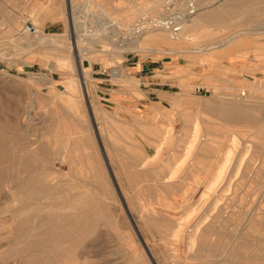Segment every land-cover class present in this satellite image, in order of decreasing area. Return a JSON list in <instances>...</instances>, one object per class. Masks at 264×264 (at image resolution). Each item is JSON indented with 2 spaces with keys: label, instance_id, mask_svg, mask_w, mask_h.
I'll use <instances>...</instances> for the list:
<instances>
[{
  "label": "rangeland",
  "instance_id": "374dc122",
  "mask_svg": "<svg viewBox=\"0 0 264 264\" xmlns=\"http://www.w3.org/2000/svg\"><path fill=\"white\" fill-rule=\"evenodd\" d=\"M69 1L0 0V264H211L212 260L215 264H264V127L259 120L264 112V0H175L181 16L191 9V19L215 12L214 20L187 23L179 40L163 30L127 35L126 25L135 24L154 0H90V6L85 5L87 0H73V6ZM161 2L159 11L165 0ZM56 6L60 15L52 22L41 8ZM148 12L145 18L151 17ZM25 23L38 27L41 36L21 32ZM236 32L244 35L231 40H244L241 46L231 48L221 42L202 50ZM130 38L135 45H122ZM56 47L61 53L53 50ZM78 65L84 73L78 72ZM126 66H143L141 77L127 78L135 77L134 69L127 77L110 76L112 69L125 71ZM98 77L119 84L114 104L100 101L95 91ZM150 82L162 92L148 95ZM123 86L131 92L123 93ZM175 96L184 98V108L173 103ZM237 96L242 109L251 114L250 123L244 117L231 115L232 119L203 108L206 101L214 108L232 103L228 98ZM183 111L192 114L195 127L181 117ZM54 139L59 140L60 150L70 146L74 160L64 161L57 153L46 160L31 156L37 147L54 144ZM200 139L216 154L203 159L205 164L210 161V172L185 177L178 170L190 163ZM233 139L236 145L230 161L216 187L209 189ZM156 144H161L162 155L149 160L151 169L135 163L129 168L149 176L134 180L125 175L121 159L131 162L132 153L140 160L150 159ZM73 153L82 154V160L78 158L82 163L76 164ZM97 178L104 185L100 191ZM40 183L47 194L34 202L27 194ZM168 186L176 189L171 192ZM62 202L71 209L73 204L77 207L67 209L68 213L60 209ZM80 202L90 212V233L82 241L57 238L50 216L60 207L64 211L58 209V213L66 212L73 220ZM99 208L101 215L96 213ZM256 214L261 216L256 230L248 232ZM179 226L182 230L176 234ZM232 228L247 231L242 236L244 245L238 242L233 247Z\"/></svg>",
  "mask_w": 264,
  "mask_h": 264
},
{
  "label": "bare ground",
  "instance_id": "6f19581e",
  "mask_svg": "<svg viewBox=\"0 0 264 264\" xmlns=\"http://www.w3.org/2000/svg\"><path fill=\"white\" fill-rule=\"evenodd\" d=\"M85 1V0H84ZM90 0H87V2L85 3V5H89V2ZM155 1V4L152 6V7H150L149 9H147V11L146 10H142V12L141 13H143V14H145L146 12H150V14L152 13L153 15H155V16H152V14H151V17H149V18H145V16H144V18H142L141 16H140V18L138 19V20H136V23L135 24H132L131 25V23L130 24H127L126 25V27H128V34L127 35H131L132 33H137L138 32V30H140V31H142L143 33L142 34H144V33H147V32H150V31H152V30H154V31H156V30H163V32L164 31H167V32H169L168 34L170 35L169 36V38H171V39H173V40H179L180 39V37H183V36H181V32L183 33L185 30H187L185 27H186V25H187V23H189L190 24V21L192 20L194 23H196V22H202V21H204V22H206V20H204V19H213L215 16L212 14V13H215V12H212L210 15H208L207 13H205V14H207V15H205L204 14V16L202 15V17H200V18H194V19H191V17H190V14L193 12V10L191 9V10H189V11H187L186 13H184L183 14V16H181L179 13H177V15H176V13H175V15H173L171 12L173 11V5H174V3H175V0H165V2L163 3V8L164 9H160V11H159V7H160V4L162 3L161 1H164V0H154ZM219 1H223V0H217V2H219ZM235 1V0H234ZM237 1V0H236ZM246 1H251V0H246ZM238 2V1H237ZM216 3V2H215ZM69 4L71 5V6H73L74 4L76 5V2L75 1H73V0H70L69 1ZM220 4V3H219ZM81 5V4H80ZM217 5H218V3H217ZM90 6V5H89ZM162 6H161V8H162ZM209 6V5H208ZM224 8V11H225V7H223ZM73 9V8H72ZM143 9V8H142ZM145 9V8H144ZM220 9V8H219ZM139 10V8L137 9V11ZM215 10H216V8H215ZM214 10V11H215ZM218 10V9H217ZM221 10V9H220ZM223 10V9H222ZM221 10V11H222ZM140 11H141V9H140ZM144 11H146V12H144ZM148 12V13H149ZM208 12V11H207ZM217 13H218V11H216ZM157 13H159V14H157ZM100 14L102 15V16H107V13H106V11L104 10V9H100ZM149 14V15H150ZM170 14V15H169ZM188 16L190 17V19L189 20H186L187 18H188ZM147 17V16H146ZM141 19H142V23H140V25L139 24H137L138 22H140L141 21ZM214 20V19H213ZM210 21V20H209ZM134 23V22H133ZM144 24H145V26H144ZM110 25H113L112 23L110 24ZM202 25V24H201ZM197 26V25H196ZM188 27V26H187ZM198 27V26H197ZM185 28V30L183 31L182 29H184ZM192 28V27H191ZM194 28V27H193ZM74 29H75V25H74ZM114 29V28H113ZM188 30H190L189 28H188ZM245 31H247V30H245ZM166 32V33H167ZM243 32V31H242ZM244 33V32H243ZM256 33V32H255ZM24 34H27V33H24ZM242 33L241 32H236V33H233L231 36H228V37H226V38H224V39H220L221 41H218L216 44L214 43L212 46L211 45H209V46H207L208 48H200V49H202V50H204V51H207V50H210L214 45H217L218 43L220 44L221 42H224V43H226V44H229L230 45V47L231 48H237V47H239V46H241L243 43H244V40L243 41H240V40H238V41H233V40H231V38L233 37V36H235V37H239L240 35H241ZM245 34V33H244ZM244 34H242V35H244ZM27 35H30V36H33V37H37V36H41V31L39 30V33H37V34H35V35H32V34H27ZM153 35V34H152ZM157 35V34H156ZM155 35V36H156ZM45 36H48L47 34H45ZM154 36V37H155ZM160 37V39H162V37L163 36H161V35H157V37ZM149 37H150V35H149ZM153 37V36H152ZM164 38V37H163ZM131 39H133V38H130L129 40H127V41H123V43H122V45L123 44H125V45H127V46H132V45H135L136 44V42H135V40H131ZM145 39V38H144ZM147 39H148V36H147ZM149 39H155V38H149ZM159 39V38H158ZM159 39V40H160ZM183 39V38H182ZM20 40H23V39H21L20 38ZM142 40V39H141ZM146 40V39H145ZM153 41V40H152ZM157 41V40H156ZM37 42V41H36ZM135 43V44H134ZM223 43V44H224ZM120 45V44H119ZM220 46V45H219ZM59 48H55V49H53L54 51H56V52H60L61 53V51H59L58 50ZM199 49V50H200ZM60 50H62V49H60ZM194 52H196V51H194ZM63 53V52H62ZM81 58H82V56H81V54H80V51H78V62L80 63V60H81ZM78 72L81 74V73H84V70L81 68V65H78ZM110 76H112V77H115V78H118V77H122L123 76V74H122V70H120V69H112L111 70V75ZM71 81V80H70ZM47 83H51V81L50 80H47ZM85 84H86V82H85ZM88 87V86H87ZM86 87V88H87ZM89 90V89H88ZM87 91V90H86ZM85 91V92H86ZM84 92V93H85ZM89 92V91H88ZM86 94H87V92H86ZM85 95V94H84ZM89 95V94H88ZM90 97V96H89ZM234 97V96H233ZM228 98V100L227 101H233L232 103L231 102H228V103H223V105H219V106H217V105H215L214 106V108L212 107L213 106V104H211V103H209V102H205V105H204V107L203 108H205L208 112H206V113H213V109L215 110L214 111V113H219V114H221V115H227V114H229L230 116L232 115V116H234V117H244V118H250V116H251V114H250V112H246V110H245V108L244 109H242L243 107L241 106V104L240 103H238L239 102V100H240V96H237V98L238 99H235V98ZM60 99V98H59ZM184 99V98H183ZM183 99H182V97L181 98H177L176 96H175V99L173 100V103L175 104V105H181L184 101H183ZM67 100V99H66ZM88 100V99H87ZM234 100H236V101H234ZM237 102V103H236ZM71 103V102H70ZM51 104V103H50ZM62 104V103H61ZM88 104V103H87ZM184 104V103H183ZM183 104L181 105V107L183 106ZM237 104V105H236ZM88 106V105H87ZM89 107V106H88ZM180 107V106H179ZM183 108H184V106H183ZM212 109V110H211ZM185 110V109H184ZM249 110V109H248ZM92 113V112H91ZM186 113V112H185ZM184 113V111H183V113L182 114H180L181 115V117L183 118V117H185V120L186 121H188V122H191V124H192V126L193 127H195V120H192V118H190V116L192 115H187V114H185ZM190 113V112H189ZM93 114L94 113H92L91 115L93 116ZM185 114V115H184ZM95 116V115H94ZM194 116V115H193ZM230 116H228L227 115V117H230ZM231 116V118L232 119H234V117H232ZM253 116V118H254V115H252ZM226 117V116H225ZM260 118L261 119H259L260 120V123L263 125V127H264V112L262 113V115L260 116ZM193 119H195V118H193ZM257 119V120H258ZM183 120V119H182ZM253 120V119H252ZM95 121V120H94ZM186 121H185V123H186ZM246 121V120H245ZM248 122H249V119L247 120ZM254 121H256V119L254 118ZM184 123V126L187 124H185ZM250 123V122H249ZM259 123V124H260ZM155 124V123H154ZM94 125H96V124H94ZM137 125V124H136ZM262 125H260V126H262ZM183 126V127H184ZM187 126V125H186ZM156 127V126H155ZM263 127H261V129L263 128ZM94 128H96V127H94ZM197 128V127H196ZM194 129V128H193ZM192 129V130H193ZM53 130V129H52ZM147 130H148V128H147ZM152 130V129H151ZM156 130V129H155ZM158 130H160V129H158ZM169 130V129H168ZM174 130V129H173ZM196 130V129H195ZM59 131V130H58ZM262 131H264L263 129H262ZM161 132V131H160ZM164 132V131H163ZM165 132H167V131H165ZM209 132V131H208ZM261 132V131H260ZM260 132H259V134H260ZM57 133V132H56ZM156 133H157V131H156ZM196 133V132H195ZM264 133V132H263ZM262 133V134H263ZM161 134H163V133H161ZM166 134V133H165ZM170 134H172V133H170ZM197 134V133H196ZM195 134V135H196ZM223 134V133H222ZM262 134H260V135H262ZM19 135H21V134H19ZM147 135V134H146ZM155 135V134H154ZM207 135V134H206ZM32 136V135H31ZM60 136V135H59ZM171 136V135H170ZM54 138H55V136H53ZM157 137H159V136H157ZM164 136L162 135V138H163ZM167 137V136H166ZM203 137V136H202ZM22 138H24V137H22ZM27 138H28V135H27ZM59 138H61V137H59ZM149 138V137H148ZM153 138V137H152ZM156 138V137H155ZM168 138V137H167ZM173 138V136L171 137V139ZM175 138H176V136H175ZM18 139H19V137H18ZM56 139V138H55ZM54 139V141L56 142H54V144H52L51 146H48V145H50V144H46V145H41V146H39V147H37V149H35V151H34V153H32V155L31 156H34V155H36V156H39V157H41L43 160H46V159H48L49 158V156L52 154V156L54 155V153H57V154H59L60 155V158L61 159H63L64 161L65 160H71V159H73L74 160V158H71V155H70V146H68L67 144L66 145H64L63 146V150H60L58 147H56V144H58L59 143V140H58V143H57V141ZM157 139V138H156ZM155 139V140H156ZM196 139V138H195ZM207 139H209V138H207ZM19 140H21V137H20V139ZM24 141H25V139H23ZM158 140H159V138H158ZM161 140V139H160ZM191 140H194V139H191ZM196 140H198V138L196 139ZM201 140V139H200ZM198 141L197 142V147H196V150H195V152L193 153V155H192V157H191V155H190V160L191 161H189L187 164V166H185L184 168H182V169H179L178 170V172L181 170V174L183 175V176H188V175H190V176H196L197 174H208L209 172H210V165H209V162L210 161H208V163L207 164H205V163H203V159H206V158H210V157H212L214 154H215V151H213L212 150V148L211 147H209V145H207V144H205V145H203V143H202V140L201 141ZM204 140L206 141V139L204 138ZM203 140V141H204ZM234 140V139H233ZM232 140V143H233V145H230V148L228 149V151L226 152V154H225V156L223 157V159H222V164H221V166L219 167V168H217V169H215L216 171H215V176H214V180L211 182V184L209 185V189H214L215 187H216V185H217V183L219 182V180L221 179V177H222V175H223V173H224V171H225V168H226V165L228 164V162L230 161L229 159H230V155H232L233 154V151H234V145H236V143H235V140L233 141ZM18 141V140H17ZM35 141V140H34ZM67 141V140H66ZM82 141V140H81ZM149 141V140H148ZM208 141V140H207ZM21 142V141H20ZM31 141H28L27 143H30ZM157 142H159V141H157ZM161 142H162V140H161ZM173 142H174V139H173ZM193 142V141H192ZM3 143V142H2ZM18 143V142H17ZM23 143V142H22ZM160 143V142H159ZM20 144V143H19ZM25 144V143H24ZM38 144V143H37ZM166 144V143H165ZM168 144V143H167ZM167 144H166V147H167ZM170 144V143H169ZM196 144V143H195ZM31 145V144H30ZM152 145V144H151ZM161 144H156L155 145V148H154V151H155V154L153 155V156H151V155H149L150 156V159H146V158H143V159H141L140 160V156L139 155H137L136 153H132V154H130V159H131V162H125L124 161V159H121V160H123V169H126L124 172L126 173L125 175H127V176H133V178H134V180H136V179H143V178H146V177H148L147 176V172H145L144 170H142V171H136V170H134V171H131V170H129V168H131V166H132V164H134L135 163V166H140V168L141 169H148L149 167L147 166L149 163V160L151 161L153 158H155V157H157V155H160L161 154V149H162V147L160 146ZM19 146H21V144L19 145ZM24 146V145H23ZM84 146V145H83ZM115 146V145H114ZM148 146V145H147ZM165 146V145H164ZM191 146V145H190ZM31 147V146H30ZM30 147H27V148H30ZM19 148H21V147H19ZM173 148V147H172ZM25 149V148H24ZM31 149V148H30ZM170 149V148H169ZM20 150H22V149H20ZM26 150V149H25ZM29 150V149H28ZM142 150V149H141ZM189 150H191L190 149V147H189ZM199 150H200V156L198 157V155H197V153L199 152ZM227 150V149H226ZM171 151V150H170ZM191 152H193V150H191ZM22 153V152H21ZM24 153V152H23ZM23 153H22V155H23ZM31 153V152H30ZM72 154V153H71ZM74 154V153H73ZM186 154V153H185ZM203 154H204V156H203ZM206 154V155H205ZM29 155V154H28ZM56 155V154H55ZM75 155V154H74ZM78 157H77V156ZM75 156H76V158L75 159H77L78 161H77V163L76 164H78V163H82V161H80L79 162V159L78 158H80L79 157V155L80 154H76ZM82 155V154H81ZM80 155V156H81ZM162 155V154H161ZM216 155V154H215ZM57 156V155H56ZM75 156H73V157H75ZM145 156V155H144ZM168 156L169 155H167V158L165 159L164 158V160L163 161H167L168 160ZM188 156V155H187ZM27 157H29V156H27ZM87 157V155L85 156V158ZM148 157V156H147ZM219 157V156H218ZM222 157V156H221ZM3 158V155H0V159H2ZM37 158V157H36ZM81 160H82V158H80ZM87 159V158H86ZM185 159V158H184ZM40 160V159H39ZM43 160H41V161H43ZM88 161H89V159H87ZM187 160V159H186ZM178 161V160H177ZM188 161V160H187ZM205 161V160H204ZM72 162V161H71ZM74 162V161H73ZM75 162H76V160H75ZM75 162H74V164H75ZM137 162V163H136ZM176 162V161H175ZM184 162V161H183ZM69 163V162H68ZM165 163V162H164ZM171 163V162H170ZM174 163V162H173ZM25 165H26V163H24ZM162 164V163H161ZM239 164V163H238ZM24 165V166H25ZM150 165V164H149ZM163 165V164H162ZM83 166H84V164H83ZM89 166V165H88ZM164 166V165H163ZM174 166V165H173ZM178 166V165H177ZM42 167V166H41ZM41 167H39V168H41ZM148 167V168H147ZM153 167V166H152ZM151 167V168H152ZM156 167V166H155ZM179 167V166H178ZM44 168V167H43ZM42 168V169H43ZM94 168V167H93ZM151 168H149V169H151ZM162 168V167H161ZM172 168V167H171ZM177 168V167H176ZM48 169V168H47ZM86 169V168H85ZM34 170V169H33ZM44 170V169H43ZM164 170V169H163ZM42 171V170H41ZM169 171V170H168ZM31 172H32V170H31ZM92 172V171H91ZM160 172V171H159ZM166 172V171H165ZM175 173H176V171H175ZM30 174V173H29ZM36 174V173H35ZM40 174V173H39ZM94 174V173H93ZM158 174V173H157ZM164 174V173H163ZM163 174H162V176H163ZM177 174H180V173H177ZM171 177L173 176V175H170ZM179 176V175H178ZM37 177V176H36ZM45 177H46V175H45ZM94 177V176H93ZM34 178V177H33ZM167 178V177H166ZM25 179H26V177H25ZM36 179V178H35ZM95 179V178H94ZM33 180V182H34V179H32ZM85 180H87V179H85ZM97 180H98V178H97ZM95 181V185H96V189L97 190H99L102 186H104L102 183H101V181L100 180H98V181ZM174 180V179H173ZM264 180V179H263ZM38 181V180H37ZM71 181V180H70ZM83 181V180H82ZM149 181V180H148ZM188 181V180H187ZM20 182V181H19ZM81 182V181H80ZM94 182V181H93ZM104 182V181H103ZM171 182V181H170ZM186 182V181H185ZM21 183H22V181H21ZM182 183L184 184V182L182 181ZM181 183V184H182ZM261 183H263V181L261 182ZM29 184H30V182H29ZM39 184V183H38ZM41 184V183H40ZM104 184H106V183H104ZM19 185V184H18ZM24 185H26V184H24ZM33 185V184H32ZM64 185V184H63ZM186 186H187V182H186V184H185ZM185 185H184V189H185ZM17 186V185H16ZM20 186V185H19ZM60 186V185H59ZM175 186V185H174ZM180 186H182V185H180ZM179 186V187H180ZM26 187V186H25ZM263 187H264V184H263ZM11 188V187H10ZM21 188V187H20ZM106 188V187H105ZM187 188V187H186ZM260 188V187H259ZM13 189V188H12ZM55 189V188H54ZM63 189V188H62ZM107 189V188H106ZM168 189L172 192L173 190H175L176 188L175 187H172V186H168ZM261 189H262V187H261ZM29 190V189H28ZM102 190V189H101ZM118 190V189H117ZM183 190V189H182ZM264 190V189H263ZM2 191V190H1ZM23 191H24V189H23ZM52 191V190H51ZM100 191V190H99ZM17 192V191H16ZM48 192H49V190H48ZM94 192V191H93ZM181 192V191H180ZM262 192V191H261ZM20 193H21V191H20ZM23 193V192H22ZM24 194V193H23ZM44 194H47L46 193V190L44 189V187L42 186V184L39 186V187H37L36 189H34V190H30L29 192H28V194H27V197L28 198H30L31 200H33L34 202H35V200H37L38 199V201L40 200V198L42 197V196H44ZM93 194V193H92ZM101 194V193H100ZM260 194V193H259ZM264 194V193H263ZM262 194V195H263ZM182 195H184V194H182ZM100 196V195H99ZM202 196H203V193L202 194H200V198L196 201V204L197 203H200L201 202V200H202ZM260 196H261V194H260ZM264 196V195H263ZM262 196V197H263ZM26 197V196H25ZM101 197V196H100ZM163 197V196H162ZM183 196H181V198H182ZM261 197V198H262ZM67 198V197H66ZM82 199V197H80L79 198V200H81ZM98 199V198H97ZM21 200H25V199H21ZM28 200V199H27ZM30 200V201H31ZM46 200V199H45ZM51 200V199H50ZM70 200V199H69ZM78 200V201H79ZM99 200H101V199H99ZM103 200V199H102ZM182 200V199H181ZM38 201H37V203H38ZM93 201V200H92ZM91 200L89 201V202H92ZM105 201V200H104ZM21 202V201H20ZM25 202H27V201H25ZM24 202V203H25ZM32 202V201H31ZM76 202V201H75ZM82 202V201H81ZM80 202V204H79V206H78V208L80 209L77 213H78V215H77V217H75L73 220H70L68 217V215H67V211H68V213H69V210L70 211H72V210H74L73 208H75L76 209V207H73L74 206V204H73V206H71L72 207V209L68 206L69 205V203L67 202V203H65L64 204V202H62L63 204L61 205V208L60 209H66V212H64L65 214H59L58 213V209L57 210H55L56 212L55 213H53L51 216H50V221H53L54 220V222H55V224H54V228H52L51 227V229H55V231L57 232V238L60 236V238H63L64 239V237H66V238H72L73 239V237L74 238H77V240L78 239H80V241H82V240H84V239H86V237H87V234L88 233H90V229H91V224H89L88 223V220H87V218H88V212L89 211H86V210H84L82 207L84 206L82 203ZM182 202V201H181ZM42 203V202H41ZM40 203V204H41ZM78 203V202H77ZM86 203V202H85ZM84 203V204H85ZM169 203V202H168ZM2 204V203H1ZM33 204V203H32ZM95 204V203H94ZM164 204V203H163ZM195 204V203H194ZM41 205H43V204H41ZM71 205V204H70ZM76 205V204H75ZM78 205V204H77ZM88 205H89V203H88ZM91 205V204H90ZM167 205H169V204H167ZM186 205V204H185ZM241 205V204H240ZM86 206V205H85ZM93 206V205H92ZM92 206H90V207H92ZM190 206V205H189ZM197 206H198V204H197ZM104 207V206H103ZM164 207V209H165V206H163ZM167 207V206H166ZM260 207V206H259ZM77 208V209H78ZM88 208V207H87ZM94 208V207H93ZM46 209H49V210H52V208L50 209V208H46ZM59 209V211H62V210H60ZM67 209H69V210H67ZM169 209V208H168ZM172 209V208H171ZM185 209V208H184ZM32 210H33V208H32ZM102 208H99V209H97L96 210V213H98V215H101L100 213L102 212ZM30 211V210H29ZM64 211V210H63ZM62 211V212H63ZM91 211V210H90ZM143 211V210H142ZM183 211V210H182ZM192 211H194V209L192 210ZM209 211V210H208ZM248 212V211H247ZM51 213V212H50ZM90 213V212H89ZM96 213H95V211H92V214H94V216L96 215ZM192 213V212H191ZM190 213V214H191ZM253 213V212H252ZM262 213V212H261ZM22 214H24V213H22ZM49 214V213H48ZM74 214V213H73ZM91 214V215H92ZM189 214V213H188ZM249 215H250V212L248 213ZM47 216H49V215H47ZM71 216H72V214H71ZM93 216V217H94ZM171 216V215H170ZM262 217H263V215H262ZM34 218V217H33ZM47 218V217H46ZM49 218V217H48ZM97 218V217H96ZM206 218H208V217H206ZM248 218V217H247ZM261 218V216H260V214H256L255 215V218L254 219H251V227H248V232H250L251 230H253L254 228H256V226H257V222L256 221H258L259 219ZM102 219V218H101ZM100 219V220H101ZM170 219V218H169ZM244 219V218H243ZM92 220V219H91ZM205 220V219H204ZM245 221V220H244ZM262 221V220H261ZM260 221V222H261ZM43 222V221H42ZM99 222V221H98ZM199 222V221H198ZM241 222V221H240ZM196 223V222H195ZM264 223V222H263ZM49 224H51V223H49ZM94 224V223H93ZM200 224V223H199ZM243 224H244V222H243ZM242 224V225H243ZM47 225H48V223H47ZM53 225V224H52ZM94 225H96V224H94ZM94 225H93V227H94ZM109 225V224H108ZM242 225L240 226V227H242ZM250 225V224H249ZM51 225H49V227H50ZM97 226V225H96ZM198 226V225H197ZM245 226V225H244ZM262 226L264 227V224H262ZM184 227V226H183ZM189 227V226H188ZM234 227H238V225L236 226H234ZM99 228V227H98ZM201 228V227H200ZM250 228V229H249ZM258 228V227H257ZM48 229V228H47ZM51 229H50V231H51ZM95 229V228H94ZM195 229L196 230H198L197 228H196V226H195ZM182 230V227L181 226H179V229H178V231H177V233L176 234H179V232ZM256 229H254V231H255ZM49 231V230H48ZM95 232L94 233H97L96 231L97 230H94ZM231 231H232V234H233V241H231L232 242V245H233V247L235 246H237V243L238 242H240L239 243V245L238 246H240V245H244V242H242L243 240H242V236H244L246 233H247V231L245 232H243L241 229H231ZM210 232V231H209ZM257 232V231H256ZM52 233H54V231L52 232ZM211 233V232H210ZM99 234V233H98ZM105 234V233H104ZM202 234V233H201ZM201 234H199L200 236H202L203 237V234L201 235ZM251 234V233H250ZM259 234V233H258ZM51 235V234H50ZM55 235V234H54ZM99 236V235H98ZM102 236V235H101ZM260 236V235H259ZM263 236V235H262ZM93 237V236H92ZM95 237H96V235H95ZM195 237H196V235H195ZM201 237V238H202ZM205 237V236H204ZM254 238H255V236H253ZM200 238V237H199ZM214 238V237H213ZM90 239V238H89ZM263 239H264V237H263ZM53 240H55V239H53ZM62 240V239H61ZM66 240V239H65ZM76 240V239H75ZM194 240V239H193ZM202 240V239H201ZM213 240V239H212ZM227 240H228V238H227ZM67 241V240H66ZM191 241V240H190ZM55 242V241H54ZM88 242V241H87ZM92 242H94V241H92ZM101 242V241H100ZM100 242H98V243H100ZM211 242V241H210ZM229 242V241H228ZM227 242V243H228ZM65 243V242H64ZM71 243V242H70ZM190 243H192V241L190 242ZM255 243V242H254ZM56 244V243H55ZM229 244H230V242H229ZM89 245V244H88ZM254 245H256V244H254ZM260 245V244H259ZM90 246V245H89ZM58 247V246H57ZM101 247V246H100ZM99 247V248H100ZM202 247V246H201ZM205 247H206V245H205ZM109 248V247H108ZM112 248V247H111ZM101 249V248H100ZM105 249V248H104ZM199 249V248H198ZM202 249V248H201ZM200 249V250H201ZM244 249V248H243ZM57 250V249H56ZM224 250V249H223ZM228 250V249H227ZM210 251V250H209ZM214 252V251H213ZM223 252V251H222ZM116 253V252H115ZM228 253V252H227ZM96 254V253H95ZM102 255V254H101ZM106 255V254H105ZM210 255V254H209ZM212 255H214V254H212ZM202 256H203V254H202ZM103 257V256H102ZM205 257V256H204ZM215 257V256H214ZM221 257H222V255H221ZM206 258H207V256H206ZM208 258H209V256H208ZM207 258V259H208ZM211 259V258H210ZM214 259V258H213ZM216 260V259H215ZM65 261H66V259H65ZM213 261V260H212ZM212 261H211V264H212ZM111 262V261H110ZM210 261H208V263H209ZM207 263V264H208ZM213 263H214V261H213ZM216 263V262H215ZM214 263V264H215ZM108 264V263H107ZM210 264V263H209Z\"/></svg>",
  "mask_w": 264,
  "mask_h": 264
},
{
  "label": "crops",
  "instance_id": "0c3cea01",
  "mask_svg": "<svg viewBox=\"0 0 264 264\" xmlns=\"http://www.w3.org/2000/svg\"><path fill=\"white\" fill-rule=\"evenodd\" d=\"M34 5L35 6H41V2H37L34 1ZM42 13L44 14L45 17H47L50 21L54 22L55 20L58 19L59 15H60V10L59 7H48V8H41ZM131 69H134L135 72H132L135 77L130 76L127 77V75L129 73H131ZM144 68L143 66H126L125 71L122 69V74L123 76H126L129 79L132 78H136L137 76H140V71H142ZM163 69H161L160 71H162ZM102 75H106L107 74H102ZM110 77V76H109ZM141 77V76H140ZM96 79V83H95V88H96V93L100 98V101L102 103H106L108 104H114L115 100L117 99V97L120 95L119 92V84L116 83H112L110 78H106V77H98L95 78ZM156 83L155 82H150L148 83L147 86V94H155L158 95L162 92L161 88L155 87ZM124 87V86H123ZM125 88V87H124ZM131 92L130 89H124L123 93H128Z\"/></svg>",
  "mask_w": 264,
  "mask_h": 264
},
{
  "label": "built area",
  "instance_id": "2783aa9c",
  "mask_svg": "<svg viewBox=\"0 0 264 264\" xmlns=\"http://www.w3.org/2000/svg\"><path fill=\"white\" fill-rule=\"evenodd\" d=\"M177 1H178V0H177ZM177 1H176V2H177ZM176 2L174 3V5H173L174 9H173V11L171 12L173 15H175V13L177 14V13L181 12L179 9L175 8V6H176ZM169 15H170V14H169ZM21 32H23V33H27V34L35 35V34L39 33V29H38V27H36V26L33 25V24L25 23V24H23L22 27H21Z\"/></svg>",
  "mask_w": 264,
  "mask_h": 264
}]
</instances>
